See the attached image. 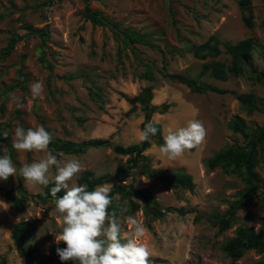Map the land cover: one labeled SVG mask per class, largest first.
I'll list each match as a JSON object with an SVG mask.
<instances>
[{
    "label": "rangeland",
    "instance_id": "rangeland-1",
    "mask_svg": "<svg viewBox=\"0 0 264 264\" xmlns=\"http://www.w3.org/2000/svg\"><path fill=\"white\" fill-rule=\"evenodd\" d=\"M86 4L155 46L130 43L100 15L87 16ZM244 15L251 17L250 27L244 24ZM24 26L42 29L44 34L27 33ZM15 33L23 38L3 58L1 51L8 37ZM144 34L149 37H143ZM210 36L231 43L245 38L253 40V57L243 75L220 80L203 71L206 62L230 64V56L221 44V53L216 57L199 59L189 51L191 45ZM250 68L264 69V0H250L247 10H241L235 0H0V146H7L18 170L15 178L0 181V255L5 257V264L23 262L11 239L17 223L33 224L34 230L23 245L36 246L38 256L58 245L54 234L61 231L54 199L41 200L38 194L44 188L26 184L19 175L23 165L42 159L44 153L15 150V128L43 126L55 138L78 143L92 138L122 145L136 143L144 111L139 102L132 105L125 96H136L144 88L150 90V104H169L166 111L151 115V120L160 121L163 138L168 128L185 127L192 119L201 121L207 134L201 145L176 160L162 156L156 144L144 151L154 168H184L191 174L195 188L173 189L141 170L134 172L122 183L151 191L163 208H183L185 212L170 211L152 220L145 216L141 206L127 213V201L120 200L123 209L117 215L124 221L122 236L130 234L126 218L132 216L145 229L143 242L150 245L152 264H229L221 244L234 235L239 225L258 229L263 212L258 196L252 194L236 210L230 228L219 232L211 225L207 218L224 212L243 188V168L209 169L205 161L228 145L247 146L249 137L228 128L233 116H240L250 128L264 123V82H255L248 72ZM148 72L149 78L145 77ZM165 72L195 77L228 92H192L186 85L167 78ZM35 82L44 85L42 96L36 100L30 91ZM250 92L256 96L257 107L251 112L236 97ZM13 95L21 97L22 109L15 107ZM4 132L9 134L7 139ZM55 155L60 160L77 158L85 171L95 175L112 172L128 158L116 154L111 147ZM256 170L264 177V149L259 151ZM54 174L55 168L50 175ZM78 179L74 183L81 185ZM19 181L27 195L22 201L23 211H16L3 194L11 189L20 197ZM132 200L142 204L136 198ZM40 212L39 217L35 216ZM259 258L260 254L249 250L237 263L253 264Z\"/></svg>",
    "mask_w": 264,
    "mask_h": 264
},
{
    "label": "trees",
    "instance_id": "trees-1",
    "mask_svg": "<svg viewBox=\"0 0 264 264\" xmlns=\"http://www.w3.org/2000/svg\"><path fill=\"white\" fill-rule=\"evenodd\" d=\"M241 10H247L250 7V0H235ZM85 12L87 16L98 14L100 17L110 24L113 31H117L123 35L130 43H140L153 45L151 42H146L145 39H140L129 32V28L122 26L121 23L110 21L101 12H94L86 4ZM243 22L246 26L252 25L251 17L243 16ZM27 29V33L31 34H44L42 29H34L30 26H24ZM143 37H149L144 34ZM23 38L22 34H11L8 37L5 47L2 49V57L6 58L10 55L14 49L16 43ZM223 45L226 52L230 56V64L225 65L221 61H211L203 63V71H208L214 78L220 80H226L229 76H239L246 72L245 67L247 63L253 57V40L251 38L242 39L236 43L222 42L215 36H210L206 41L198 44L191 45L189 51L199 59H205L207 57H216L221 53L219 46ZM248 72L254 77V81L257 83L264 82V69L258 70L257 68H250ZM170 80L186 85L190 91L196 93L215 92L219 94L227 93L228 90L217 87L215 85L200 82L198 78L189 77L184 74L168 73L164 74ZM145 77L149 78L150 73L145 74ZM126 97V100L130 104L139 102L144 111V118L140 125V130H143L144 125L151 120V115L154 112H164L168 109L169 104L163 103L160 105L150 104L151 94L149 88H144L142 92L133 97ZM237 99L247 107L248 111L256 109V96L252 92L236 95ZM81 121V120H79ZM158 128L157 134L152 137L151 143H131L127 145L113 143L108 139L92 138L82 142H74L70 140H63L55 138L50 143L49 148L54 150V154L58 152L62 153H83L90 147H111L112 151L118 155L128 156L124 164H119L112 172H106L103 174L95 175L91 171L86 170L82 173L78 179L79 183L86 184L88 190H93L96 186L112 184V191L110 193L112 197V204L109 211L115 210L117 213L123 209V204L120 200L125 199L127 202V208L125 211L129 214L136 211L140 206L149 219H158L164 216L166 212L177 211L184 213L183 208L165 207L163 208L159 202L155 199L153 193L144 188H137L132 183L123 184L122 181L125 178L131 177L134 172L141 170L146 175L153 179H158L164 182L165 185L172 187L173 189H186L193 191L195 183L193 182L191 174H189L184 168H176L173 170H161L154 168L152 165L151 157L144 154V151L148 149L151 144L162 146L164 138L162 137V126L159 123L156 125ZM228 128L234 132H238L245 137H249L247 146L228 145L227 147L217 151L213 156L205 161L206 166L209 169L220 167L224 171H236L243 168L241 176L244 182L243 188L236 193L237 198L228 203V207L224 212H217L211 217L207 218L211 225L218 228L219 232L231 227L235 220L236 210L244 203V201L252 194H255L259 198L260 207L262 208L263 216L261 217L260 226L258 229L246 225H239L234 230V235L226 239L221 244V250L230 259L229 264H238L237 260L249 250H254L260 254L259 260L253 264H264V177H261L256 170L259 159V151L264 149V123L260 126L250 128L244 120L235 115L228 123ZM117 181L116 184H114ZM53 185L50 184L47 188L38 194V197L45 201L52 198L50 194L45 195L42 193H50V188ZM19 196L13 194L12 190H4L3 194L5 198L11 201L12 207L16 211H23L24 207L22 201L27 197L26 191L23 188L21 181L17 186ZM1 190V189H0ZM59 195H63V190ZM136 198L139 202L132 200ZM33 224L29 221H21L17 223L11 233V239L15 246L19 249V255L22 258V264H72L70 261H61L56 253V248H64L66 245L61 242L58 245H53L49 249V253L38 256V249L34 245L24 246L23 243L33 232ZM35 259L34 262L32 260ZM5 257L0 255V264H5Z\"/></svg>",
    "mask_w": 264,
    "mask_h": 264
},
{
    "label": "clouds",
    "instance_id": "clouds-1",
    "mask_svg": "<svg viewBox=\"0 0 264 264\" xmlns=\"http://www.w3.org/2000/svg\"><path fill=\"white\" fill-rule=\"evenodd\" d=\"M44 85L35 82L30 91L34 100L42 96ZM15 107H24L21 97L13 95ZM159 120L148 121L137 137L138 143H151L158 128ZM206 129L199 120H189L187 126L168 128L160 154L169 160H176L186 151L201 145L206 137ZM8 132L3 133L7 139ZM54 136L43 126L28 128L17 126L14 130L12 147L18 152L44 153L42 159L25 164L19 175L26 184L47 188L55 201V213L60 217L61 231L54 234L56 244L63 242L66 247L56 248L61 261L75 264H152L150 245L143 242L145 229L134 217L126 218L131 232L122 236L124 221L115 210L109 211L112 204V184L96 186L88 190L86 184L74 183L79 174L85 171L77 158L60 160L49 148ZM0 181L16 177L18 170L8 154L7 146H0ZM55 168V174L50 175ZM148 178L144 181L147 182ZM63 190V195H59ZM41 212L35 216L39 217Z\"/></svg>",
    "mask_w": 264,
    "mask_h": 264
}]
</instances>
